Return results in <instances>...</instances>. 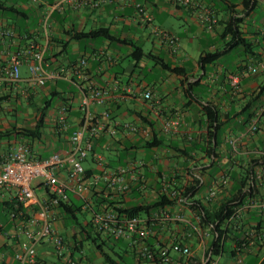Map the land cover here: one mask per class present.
<instances>
[{"label": "crops", "instance_id": "obj_1", "mask_svg": "<svg viewBox=\"0 0 264 264\" xmlns=\"http://www.w3.org/2000/svg\"><path fill=\"white\" fill-rule=\"evenodd\" d=\"M1 1L5 8H0V30L11 28L15 34L9 37L0 32V163L19 143H27L33 156L67 151L68 130H74L81 118V90L96 87L107 89L108 98L104 104L93 103V111L101 116L109 110L111 115L109 119H102L106 128L99 138L97 151L104 154L105 150L122 147L121 144L134 146L128 158L145 162L146 187H135L128 194L110 195L108 190L93 186L89 197L94 206L101 202L100 198L97 200L98 194L124 206L153 202L162 194L164 177L172 178L177 185L189 184L192 176L185 174L188 168L195 170V176L201 179L202 187L196 190L195 198L204 202L203 194L211 185L212 177L208 174L199 177L198 168L208 165L209 159L200 148L192 152V158L184 156L182 151L194 147L193 142L198 147L204 145L202 137L208 124L204 105L208 104L215 106L220 120L225 122L216 147L221 156L216 176L229 170L240 172L248 167L255 170L261 167L264 161V0H192L189 5L175 4L172 0H82L78 7L66 4L54 11L47 28H44V14L58 0ZM207 15L216 18L212 27L207 25L210 21L202 19ZM100 27L108 28L112 38L74 36ZM163 31L176 35L177 43ZM30 41L43 47L50 69H72L84 58L88 63L80 73L70 71L67 77L48 81L34 90L28 65L22 62L21 79L10 81L7 71L11 57L28 47ZM137 47H142L146 54L141 55ZM208 53L217 54V58L204 65L202 57ZM252 66L258 68L257 72L250 71ZM174 67L179 70L173 71ZM240 73H243L240 86L235 89L232 78ZM54 89L64 92L67 103L57 100L49 107L42 138L30 141L18 135L14 127H33L35 121L25 123L9 118H21L16 105L26 101L39 107ZM147 90L153 93L151 99L143 97ZM258 93L252 107L243 112ZM30 94L33 96L29 97ZM61 105L68 109L69 127L64 132L55 127ZM248 112L252 113L251 118L259 113L260 120L254 133L243 135L248 126V122L244 123ZM37 113L35 110L33 117ZM175 118L179 119V125L166 130L165 123ZM127 124L134 125L136 130ZM234 136L241 137L236 152L230 143ZM147 140L155 144L145 147ZM85 167L90 175L100 171L94 158L86 160ZM231 185L230 178L227 189L218 193L219 201L230 196ZM75 197L79 196L70 194L74 202ZM17 198L16 190L0 189V256L4 255L8 264H20L13 255L24 240L14 235L17 221L12 217L11 207ZM258 198L264 200L261 191ZM38 209L36 204L25 207L28 213ZM186 212L192 217L189 207ZM193 215L195 218L196 214ZM63 216L62 211L56 224L62 229L70 255L83 264H93L77 255L82 252L80 228L69 225ZM232 225V230L241 233V237L227 238L220 257L214 255L206 264H212L215 258L218 264H264V211L243 210ZM155 228L158 231L153 234L163 243L177 239L190 243L196 254L194 262L202 264L209 260L213 244L209 228H205L208 235L204 244L183 223L167 222ZM246 236L247 241H242ZM124 243L128 245L125 240ZM126 248L131 252L125 256L133 260L132 264H154L146 257L139 260L137 247ZM170 254L179 257L175 251L171 250ZM27 264H64V261L55 255L51 240L45 239L37 246L36 262Z\"/></svg>", "mask_w": 264, "mask_h": 264}, {"label": "built area", "instance_id": "obj_2", "mask_svg": "<svg viewBox=\"0 0 264 264\" xmlns=\"http://www.w3.org/2000/svg\"><path fill=\"white\" fill-rule=\"evenodd\" d=\"M82 0H58L51 4L44 14V28H47L52 14L56 10L62 9L66 4L78 7ZM175 4L189 5L192 0H172ZM136 6L141 8L140 3ZM203 21H210L208 27H212L216 18L212 15L202 17ZM6 36H13L15 31L11 28L0 30ZM172 42L177 43L178 37L171 32L163 31ZM26 36V35H25ZM26 62L28 65L30 79L35 86L34 90L45 86L48 81H56L67 77L70 71L80 73L81 69L87 65V59H81L73 65L72 69L59 67L50 69L45 61L43 47L30 41L28 47L19 50L11 57V65L7 71L10 81L17 82L21 79L20 65ZM257 67H250L252 73L257 72ZM243 73L236 74L232 78V85L239 89L241 76ZM80 98L79 109L81 118L78 126L69 134V148L65 152H52L46 156H33L31 148L27 143H19L14 150H10L0 163V189H14L17 191L18 200L26 206L38 205L37 212H29L24 218L20 214H12L17 221L14 235L23 237L21 246L14 252V259L20 264L35 263L37 260V246L45 239H50L53 245V251L59 260L64 264H83L81 260L70 255V249L67 246L61 230L56 224L59 213H62L61 203L70 200V194L79 196L84 204L83 208L91 211L90 223L93 230L100 232L105 238L123 239L128 245L137 247L141 255L148 259H153L156 253L158 264H199L194 260L196 254L193 252L190 243L171 241L166 245L162 244L160 238H156V251L146 245L145 240L153 234V228L163 223H183L190 226V229L201 238L204 244L205 236L208 231L202 228L198 223L192 222L191 217L186 212L189 207L185 202L182 192L177 188L176 182L172 178H163L162 194L173 200V205L167 204L156 208L147 214L129 215L121 212L119 208L123 207L121 203L107 200L99 202L94 206L89 197L93 186H100L101 190H108L110 195L128 194L137 189L146 187L144 175L145 162L140 159H129L125 164L115 167H107L105 156L102 152H97V145L102 132L106 128L103 118H110V111L105 110L99 116L92 109V104H104L108 98V91L104 88H93L89 90L83 88ZM145 99H151L153 93L151 90L144 92ZM259 113L248 121V126L243 135L254 133L259 124ZM179 119H171L165 123V129L170 130L178 126ZM55 127L64 132L68 130V109L66 105H61L55 121ZM131 130H136L134 125L127 124ZM114 133V131H113ZM241 137L234 136L230 143L236 152ZM94 153L95 162L100 167V171L88 174L85 167V161ZM264 155V148L262 149ZM255 170V169H254ZM40 179L39 183H35ZM256 192L244 197L242 203L235 208L234 214L227 221L231 225L234 219L238 218L243 210L259 208L264 211V200L258 198L261 191L264 195V161L259 170L254 172ZM230 184V177L224 173L212 178L211 185L203 194L205 203H212L218 199V193L227 189ZM43 186L45 193L43 196L37 194L38 186ZM102 185L105 187L103 188ZM107 199V196H103ZM110 200V198H109ZM112 201V200H111ZM176 207V209H174ZM196 221L200 222V216L195 215ZM225 224V225H226ZM179 254L178 258L173 257L170 251ZM220 253L217 254L219 258ZM182 257L191 259L192 262L184 260ZM218 258L212 260V264H218ZM206 260L202 264H206ZM0 264H8L4 255L0 256Z\"/></svg>", "mask_w": 264, "mask_h": 264}, {"label": "trees", "instance_id": "obj_3", "mask_svg": "<svg viewBox=\"0 0 264 264\" xmlns=\"http://www.w3.org/2000/svg\"><path fill=\"white\" fill-rule=\"evenodd\" d=\"M0 8H5V3L0 0ZM76 38H112V34L110 33L108 28L100 27L88 32H78L74 35ZM137 51H140L141 55L146 54L142 47H137ZM149 55V54H148ZM217 58V54H206L202 57L203 64L205 65L208 62H212ZM166 67H168L166 65ZM173 71H178L179 69L177 67H174L172 69ZM33 95L30 94L29 97H32ZM259 93L254 99H251L249 103L244 108L243 112L249 110L252 107V104L255 102V100L258 98ZM56 99V100H55ZM60 100L64 103H67V98L64 96L63 91H58L54 89L49 98L45 99L43 104L39 107H36L37 114H36V120L35 125L33 127H22L21 129H15L14 131L20 135L21 137H24L25 139H29L30 141H34L35 139H41L43 136V129L45 127V120L48 115V109L53 104L54 101ZM206 120L208 122L207 124V130L205 135L202 137L203 146L198 147L197 142H193L194 147L189 149H183L182 153L186 157L192 158V152L195 151V149L200 148V152H202L205 157H208L209 164H203L201 167L198 168V174L199 177H202L206 174L210 177H215L216 173L220 170L217 167L218 160L220 159V154L217 152L216 147L220 143V137L223 130V124L224 121L220 120L219 113L215 106L208 104L204 105ZM252 113L248 112L247 120L244 122H248L251 118ZM73 130L70 129L68 132H72ZM60 134V132H59ZM1 135H4L2 133ZM102 138L100 139V142H102ZM155 142H150L149 140L146 141L145 147L150 148ZM122 147H117L115 150H105L103 153L105 155V158L107 159L106 166L107 167H115L117 165L125 164L126 161L129 159V155L131 153V150L134 146L128 145V144H121ZM98 152V151H97ZM90 158H94V153H91ZM193 171V172H192ZM195 170H192L191 168L186 169L185 174L191 175L192 179L189 181V184H185L184 182L179 183L177 185V188L182 192L184 197H187L186 203L188 204L189 208L191 209L192 214V222L198 223L199 226L202 228H209V230L213 234V244H212V253L207 261V263L212 259L214 255H217L220 253V251L224 248L225 241L227 238L230 237H241L240 234L235 233V231L232 230V223L231 225H227V221L232 217L234 214V210L236 207H238L244 197L249 194H254V191L256 192V185L254 180V168L248 167L245 169H242L240 172L238 171H232L229 170L226 172V174H229V177L231 178V191L229 192L230 196L226 197L225 199L219 201L220 199H217L215 202L212 203H205L201 199L195 198L196 190L200 187H202V184H200L201 179L196 177L194 174ZM89 174V172H88ZM198 186V187H197ZM134 191V190H133ZM99 198L101 200H99ZM97 200L103 201L107 200L111 204H113V201L104 199L101 195L98 194ZM98 201V202H99ZM174 201L169 199L166 195L160 194L157 200L153 202H149L147 204H133V205H127L119 208L121 212L127 213L129 215L134 214H147L150 213L152 210L163 207L167 204L173 205ZM83 204L78 205L73 200H69L66 202L61 203V208L63 210L64 216L63 218L69 221V219H72L76 225L80 228V234L82 238H88L91 239L97 246L98 250L105 255V260L109 263L116 264L118 259H115L111 253L107 252L105 247L108 246L109 250L112 252V254H115L118 258H121L123 260L124 254H129L131 251L128 250L125 247L121 249V251H116L114 246L116 245V241L120 240H114L110 237H107V239L102 238V235L100 232H97L93 230V227L90 223V220L86 223H83L79 221V218L77 216V211H81L83 208ZM11 214H20L22 218L26 217L28 215V212L25 210L24 205L18 200H15L13 202V206L11 207ZM200 216V222H197L196 219L193 217L194 215ZM226 224V225H225ZM153 231H158L157 228H153ZM157 235L152 234L150 237H148L145 242L148 247H152L153 251H156V237ZM247 239V236L241 240L245 241ZM109 241H113V244L111 245ZM176 241L182 242L181 239H177ZM247 241V240H246ZM82 243V240H81ZM163 245H166V243H163ZM80 249V247H78ZM208 254V251H207ZM136 255L138 256V259L141 260L144 256L141 255V253L136 251ZM156 255V253H155ZM154 255L153 259H150V261L154 264H158L157 257ZM72 256V255H71ZM120 259V260H121ZM127 264H132L130 261L127 262Z\"/></svg>", "mask_w": 264, "mask_h": 264}, {"label": "rangeland", "instance_id": "obj_4", "mask_svg": "<svg viewBox=\"0 0 264 264\" xmlns=\"http://www.w3.org/2000/svg\"><path fill=\"white\" fill-rule=\"evenodd\" d=\"M35 105H30V104H27L26 101H23L21 104L16 105L21 111L20 112L21 118H17L15 116L14 117L10 116L9 118L18 119L19 121L24 120L25 123H27V121L28 122H30V121L34 122L36 120V115L33 117L32 113L34 114V111L36 110ZM39 180L40 179H36L35 183H39ZM36 188H37L36 190H37L38 195H40V196L44 195L45 190H44L43 186L40 185ZM75 203L78 205H81L84 202L79 197L78 198L75 197ZM77 216L79 218V221L86 222L87 220H90L91 211L89 209L82 208L81 211H77ZM68 223L71 226L75 224L72 219H69ZM60 225H61V223L59 224V226ZM102 238L107 239V238H105L104 235H102ZM109 243L112 245L113 241H109ZM124 247H125L124 240L116 241V245L114 246L116 251H121V249H123ZM105 249L107 252L111 253V255L115 259H118V257L115 254H112V252L109 250L108 246H106ZM77 255L79 257L81 256L83 258V260H85L86 262L89 261L93 264H113V263H109L105 260V255H103L98 250L96 244L91 239H88V238H82V252L81 253L78 252ZM128 261L133 262V260L130 259L128 255L125 256V254H124L123 260L122 259L117 260L116 264H127Z\"/></svg>", "mask_w": 264, "mask_h": 264}]
</instances>
